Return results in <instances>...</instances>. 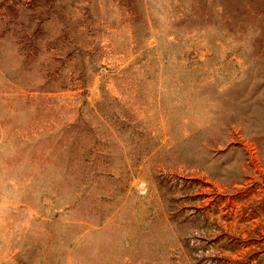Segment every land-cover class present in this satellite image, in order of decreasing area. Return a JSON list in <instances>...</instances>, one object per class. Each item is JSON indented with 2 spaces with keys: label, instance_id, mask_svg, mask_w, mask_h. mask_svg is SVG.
I'll return each instance as SVG.
<instances>
[{
  "label": "rangeland",
  "instance_id": "374dc122",
  "mask_svg": "<svg viewBox=\"0 0 264 264\" xmlns=\"http://www.w3.org/2000/svg\"><path fill=\"white\" fill-rule=\"evenodd\" d=\"M0 264H264V0H0Z\"/></svg>",
  "mask_w": 264,
  "mask_h": 264
}]
</instances>
